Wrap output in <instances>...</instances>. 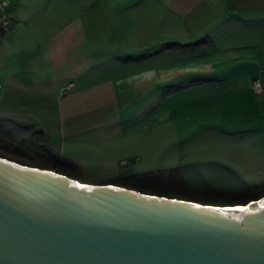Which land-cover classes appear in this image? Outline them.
Masks as SVG:
<instances>
[{
  "label": "crops",
  "instance_id": "1",
  "mask_svg": "<svg viewBox=\"0 0 264 264\" xmlns=\"http://www.w3.org/2000/svg\"><path fill=\"white\" fill-rule=\"evenodd\" d=\"M7 1L11 25L0 31V101L8 99L2 110L36 122L31 126L49 150L57 149L53 134L65 138L90 122L98 127L130 118L167 85L199 104L201 89L213 97L252 89L258 78L251 64L260 51L250 41L264 38V26L257 23L253 34L248 19L262 20L264 0ZM182 19L191 30L168 36L169 24ZM201 36L203 49L162 48L167 40ZM232 62L247 68L238 72L240 81L226 71ZM68 82L73 85L62 91Z\"/></svg>",
  "mask_w": 264,
  "mask_h": 264
},
{
  "label": "rangeland",
  "instance_id": "2",
  "mask_svg": "<svg viewBox=\"0 0 264 264\" xmlns=\"http://www.w3.org/2000/svg\"><path fill=\"white\" fill-rule=\"evenodd\" d=\"M256 18L249 15L248 19L253 34L259 33L257 23L264 26V14L261 21ZM182 20L169 24L168 36L176 29L191 30ZM167 41L162 48L197 50L203 49L207 40L201 36L193 42ZM168 43L185 46H166ZM250 43L260 51V60H254L251 69L262 81V91L243 87L216 91L212 97L210 91L201 89L199 104H191L187 101L190 96L177 94L176 86L167 85L146 103V109L130 118L98 127L90 122L69 138L53 134L56 150L40 143L39 128L31 126L36 122L9 118L12 116L2 110L8 101L4 98L0 101V155L54 169L79 182L113 183L223 207L247 205L264 195V38ZM227 66L226 71L237 78L238 72L247 69L234 62ZM9 107L15 110L13 105Z\"/></svg>",
  "mask_w": 264,
  "mask_h": 264
},
{
  "label": "water",
  "instance_id": "3",
  "mask_svg": "<svg viewBox=\"0 0 264 264\" xmlns=\"http://www.w3.org/2000/svg\"><path fill=\"white\" fill-rule=\"evenodd\" d=\"M192 201L0 155V264H264V207Z\"/></svg>",
  "mask_w": 264,
  "mask_h": 264
},
{
  "label": "bare ground",
  "instance_id": "4",
  "mask_svg": "<svg viewBox=\"0 0 264 264\" xmlns=\"http://www.w3.org/2000/svg\"><path fill=\"white\" fill-rule=\"evenodd\" d=\"M262 197V196H261ZM253 201V202H252ZM250 203L246 204H241V203H237V204H227L224 205L225 207L218 205V204H211L212 206H214V208L218 209V210H223L224 213L233 216L235 218H238L240 216V211H255L258 210L262 207V204H264V195L261 199L259 200H252ZM195 204H199L201 205V203H197L196 201H192ZM257 203L255 206H251L252 203Z\"/></svg>",
  "mask_w": 264,
  "mask_h": 264
},
{
  "label": "built area",
  "instance_id": "5",
  "mask_svg": "<svg viewBox=\"0 0 264 264\" xmlns=\"http://www.w3.org/2000/svg\"><path fill=\"white\" fill-rule=\"evenodd\" d=\"M8 1L7 0H1L0 1V31L6 32L11 25V17L7 13L6 7H7ZM73 85V82H68L66 86L62 88V91H65L67 88H70ZM251 87L255 91H260L259 81L258 79H255L252 82ZM263 197V196H262ZM262 197L258 198L257 200L261 199ZM252 203L251 205H253Z\"/></svg>",
  "mask_w": 264,
  "mask_h": 264
},
{
  "label": "trees",
  "instance_id": "6",
  "mask_svg": "<svg viewBox=\"0 0 264 264\" xmlns=\"http://www.w3.org/2000/svg\"><path fill=\"white\" fill-rule=\"evenodd\" d=\"M200 42V41H199ZM196 43H198V42H196ZM194 44V43H193ZM166 46H182V47H184L185 45H181V44H178V43H168ZM165 191H167L168 192V190H165Z\"/></svg>",
  "mask_w": 264,
  "mask_h": 264
},
{
  "label": "snow or ice",
  "instance_id": "7",
  "mask_svg": "<svg viewBox=\"0 0 264 264\" xmlns=\"http://www.w3.org/2000/svg\"><path fill=\"white\" fill-rule=\"evenodd\" d=\"M74 183H76V182L74 181ZM262 207H264V204H262Z\"/></svg>",
  "mask_w": 264,
  "mask_h": 264
},
{
  "label": "flooded vegetation",
  "instance_id": "8",
  "mask_svg": "<svg viewBox=\"0 0 264 264\" xmlns=\"http://www.w3.org/2000/svg\"><path fill=\"white\" fill-rule=\"evenodd\" d=\"M262 194H264V192H263ZM259 198H260V197H259Z\"/></svg>",
  "mask_w": 264,
  "mask_h": 264
}]
</instances>
